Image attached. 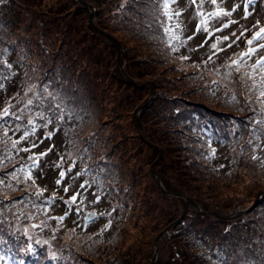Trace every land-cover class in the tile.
Segmentation results:
<instances>
[{
    "label": "rangeland",
    "instance_id": "obj_1",
    "mask_svg": "<svg viewBox=\"0 0 264 264\" xmlns=\"http://www.w3.org/2000/svg\"><path fill=\"white\" fill-rule=\"evenodd\" d=\"M139 4L143 6L133 0L0 3V68L11 64L4 71L13 74L0 89V111L11 105L10 111L19 112L27 99L44 95L42 86L48 84L63 95L65 104L71 101L70 110L48 129H38V136L61 130L34 151L54 144L46 162L63 156L66 171L76 160L69 176L92 170L66 180L72 185L67 195L63 185L58 190L55 186L59 169L44 162V176L35 185L28 180L17 186L12 180L16 190H0V202L23 203L5 209L4 238L23 241L17 262L29 254L24 248L31 242L34 253L28 262L34 258V264H264V167L261 160L251 159L259 154L253 144H264L251 130L264 134V126L250 121L252 112L239 84L221 81L214 93L206 90L220 79L233 54L245 50V39L256 30L253 25L259 21L264 26V0L247 20L242 10L223 18L238 23L216 35H239L245 28L248 32L238 46L207 63L208 45L166 55L169 50L153 39L149 27L153 6L148 0ZM181 5L188 9L184 16L189 28H194V8L187 0ZM203 37L201 33L189 46L195 47ZM181 54L191 58L181 61ZM233 95L237 103L228 102ZM20 134L9 132L13 139ZM208 141L216 150L211 161L199 155L212 151ZM29 154L20 153L25 159ZM23 162L9 164L0 174ZM93 176L99 187L92 183ZM85 181L91 187L79 204L80 217L72 206L73 215L59 227L51 219L46 226L31 227L45 218L28 202L37 186L47 187L46 198L57 191L59 204ZM93 192L102 197L101 203H90ZM114 207L117 210L108 217ZM93 211L98 221L85 230L82 216ZM64 212L61 204L46 216ZM109 218L111 229L101 233ZM52 253L61 259L51 260Z\"/></svg>",
    "mask_w": 264,
    "mask_h": 264
},
{
    "label": "snow or ice",
    "instance_id": "obj_2",
    "mask_svg": "<svg viewBox=\"0 0 264 264\" xmlns=\"http://www.w3.org/2000/svg\"><path fill=\"white\" fill-rule=\"evenodd\" d=\"M3 2L4 0H0V3ZM133 2L137 3L138 6H143L139 4V0H133ZM187 2L188 7L194 8V16L197 21L194 28H189L188 18L184 16V13L188 9L181 5V0H148V3L153 6L151 11L154 13L149 27L152 30L153 39L157 41L162 49L166 48L169 50L165 53L166 55L180 53L182 49H186L188 53H191L208 45L211 54L205 62L207 63L208 61H212L220 52L226 51L227 48H232L234 45L238 46V42L242 37H246L248 32V29L245 28L239 35L235 31L231 33V36L216 35L230 28L233 24L238 23L235 19L223 21V18H231L242 10V18L247 20L254 14L259 0H187ZM205 5L212 7L211 9H206ZM253 28L256 30L250 38H246L244 41L245 50L233 54V58H230L231 62L227 65L224 73L220 74V79L211 81L206 85V90L214 93L219 88L221 81H224L228 85L233 83L239 84L252 112V116L249 118L250 121L255 125L264 126V26H260L258 21L257 24L253 25ZM186 33L190 34L185 35ZM201 33L204 34L203 39L195 47L189 46V42L195 40ZM213 36L216 37L215 41L209 44ZM232 37H235V39H232ZM221 44H225L226 46L221 48L219 47ZM254 57L255 59H253ZM190 58V55L181 54L179 56L181 61H186ZM250 61L251 63H249ZM4 68L11 69L12 65L5 63ZM4 68H0V89L6 88L5 82L10 78V75H13L10 72L4 71ZM216 71L219 74V69ZM34 87L33 85L28 91L32 92ZM42 87L44 95L36 93L32 98L27 99L25 107L20 109L19 112L10 111L11 105L0 111V129L3 130L0 133V169L8 168L9 164H15L17 160L24 161L19 164V167L13 166L11 171L0 174V190L10 189L15 191V185L11 181L14 180L18 184L21 182V178L24 181L31 180L32 184L35 185L36 180L44 176V167H41L42 162L45 163L46 167L53 168V170L59 169L55 186L58 190L63 185L65 195L72 188V185L65 184L66 180L75 179L92 172L91 169L85 168L81 172H76L74 175L69 176L76 166V160H73L72 164L65 171L63 169L65 162L63 156L55 163L46 162L45 158L52 152L55 147L54 144H49L44 151L38 153L34 151L45 144V141L52 140L61 130L57 127L47 131L42 136H38V129H48L49 125L53 124L54 121L62 120L66 111L70 110L69 105L71 104V101L65 104L63 95L54 89L50 90L48 84H44ZM227 99L228 102H238L235 95ZM26 115L27 123L25 124L23 121ZM255 117H259V119H255ZM9 132L12 133V136H16L17 133L21 134L18 139H13L12 136H9ZM251 134L257 140H264V134L259 133L256 129L251 130ZM22 142H26L27 147H18ZM207 143L208 147L212 148V151L210 153L206 151L201 152L199 155L205 160L211 161L214 158L216 150L212 147L211 141ZM249 144H253V141L249 140ZM253 147L258 150L259 154L253 155L251 159L253 161L261 160V165L264 167V144L256 143L253 144ZM20 153L30 154L25 159ZM221 167L224 166L221 165ZM92 183H96L97 187L100 186L97 176H93ZM89 187L91 185L88 181L81 183L79 188L68 199L61 198L58 204L56 200L57 191H53L51 198L41 200L40 198L47 191V187L40 188L37 186L35 198L31 201V204L33 209L37 211L42 210L45 218L40 220L39 224H33L31 227L35 229L46 226L49 219L55 220L59 227L63 221L73 215L74 209L72 206H75V215L80 217L82 209L79 207V204L84 202L85 194ZM92 195L95 199L90 201V203H101L102 197L97 192H93ZM19 203H23V200L15 201L12 204L0 202V264H24L23 260L17 262L16 259V253L19 251V246L23 241L12 243L8 239H5L4 225L2 223L8 216V212L5 209L10 211L11 207ZM61 204L65 208L64 215L59 217L46 216L50 208H53V206L59 207ZM116 210L114 207L112 212ZM112 212L107 213V216L111 217ZM13 215L16 214L13 213ZM103 215L102 213L101 216ZM17 218L19 217L17 216ZM82 219L85 230L98 221L95 211L84 214ZM74 223L80 226L78 221H74ZM112 224V219H107L100 229L101 233L110 230ZM16 231L19 232L20 230L17 229ZM23 235L28 241H31V236L27 230H24ZM24 251L26 253H34L31 242L26 244ZM50 259L56 261L61 259V257L52 253Z\"/></svg>",
    "mask_w": 264,
    "mask_h": 264
},
{
    "label": "trees",
    "instance_id": "obj_3",
    "mask_svg": "<svg viewBox=\"0 0 264 264\" xmlns=\"http://www.w3.org/2000/svg\"><path fill=\"white\" fill-rule=\"evenodd\" d=\"M262 2V0H260V3ZM23 178H21V182L20 183H16L17 184V186H20V184H21V186H22V184H23ZM35 198V195H33V198L32 199H28V202L31 204V201L33 200ZM41 200H43V199H47L46 197H45V195H44V193H43V196H42V198H40ZM57 200V199H56ZM58 200H59V198H58ZM39 202V201H38ZM111 212H112V210H111ZM31 254H33V253H29L24 259H23V262H24V264H34V258L31 260V262H28V258H30V256H33V255H31Z\"/></svg>",
    "mask_w": 264,
    "mask_h": 264
}]
</instances>
